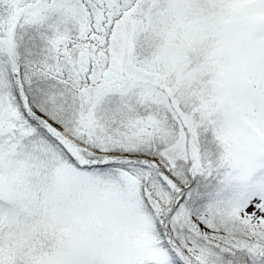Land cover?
I'll return each instance as SVG.
<instances>
[{"label":"snow or ice","instance_id":"1","mask_svg":"<svg viewBox=\"0 0 264 264\" xmlns=\"http://www.w3.org/2000/svg\"><path fill=\"white\" fill-rule=\"evenodd\" d=\"M0 264H264V0H0Z\"/></svg>","mask_w":264,"mask_h":264}]
</instances>
